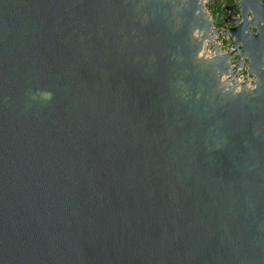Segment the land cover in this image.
Wrapping results in <instances>:
<instances>
[{"label":"water","instance_id":"95a60500","mask_svg":"<svg viewBox=\"0 0 264 264\" xmlns=\"http://www.w3.org/2000/svg\"><path fill=\"white\" fill-rule=\"evenodd\" d=\"M202 1L0 0V264H264V0Z\"/></svg>","mask_w":264,"mask_h":264},{"label":"built area","instance_id":"2783aa9c","mask_svg":"<svg viewBox=\"0 0 264 264\" xmlns=\"http://www.w3.org/2000/svg\"><path fill=\"white\" fill-rule=\"evenodd\" d=\"M206 5V0L204 3ZM204 11L208 14L209 9L204 7ZM217 17V13L213 16ZM216 19V18H215ZM216 22V21H214ZM217 33L211 32V39H205L202 43L201 49L197 52V57L199 58H212L216 55L214 46L218 47L219 54H225L233 51L234 47L232 45V40L229 35H226L223 31V27L219 26ZM195 35L196 32H195ZM203 53V55H201ZM241 59L242 64L237 66V62ZM229 71L222 74L220 82L226 86H234V91L240 90V84L245 83V87L253 88L255 77L248 73V61L245 58H240L237 54L232 55L228 59ZM236 67V68H235Z\"/></svg>","mask_w":264,"mask_h":264},{"label":"flooded vegetation","instance_id":"af4514ba","mask_svg":"<svg viewBox=\"0 0 264 264\" xmlns=\"http://www.w3.org/2000/svg\"><path fill=\"white\" fill-rule=\"evenodd\" d=\"M203 3L204 0L202 1V4ZM233 3L234 0H206V5L203 4V7L209 9L208 17L211 21V28L217 31L219 26L231 27L235 24L233 19H235V16L238 15L239 9L237 7L233 8L232 10L226 8L228 5H231ZM214 13H217V17H213ZM230 13H233L231 17ZM251 31L255 32V29L252 28Z\"/></svg>","mask_w":264,"mask_h":264},{"label":"clouds","instance_id":"9594fccd","mask_svg":"<svg viewBox=\"0 0 264 264\" xmlns=\"http://www.w3.org/2000/svg\"><path fill=\"white\" fill-rule=\"evenodd\" d=\"M201 55H203V53H201ZM237 91H239V89H237ZM39 96L42 100L47 101V100H51L53 93L51 91H42L39 93Z\"/></svg>","mask_w":264,"mask_h":264},{"label":"rangeland","instance_id":"374dc122","mask_svg":"<svg viewBox=\"0 0 264 264\" xmlns=\"http://www.w3.org/2000/svg\"><path fill=\"white\" fill-rule=\"evenodd\" d=\"M216 13H214V15H215Z\"/></svg>","mask_w":264,"mask_h":264}]
</instances>
